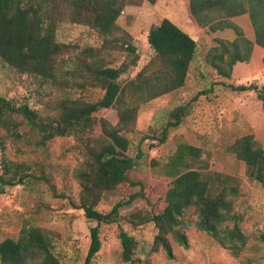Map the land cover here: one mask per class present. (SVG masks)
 Instances as JSON below:
<instances>
[{
    "label": "trees",
    "instance_id": "1",
    "mask_svg": "<svg viewBox=\"0 0 264 264\" xmlns=\"http://www.w3.org/2000/svg\"><path fill=\"white\" fill-rule=\"evenodd\" d=\"M155 0H0V59L19 73L38 78L52 87L100 89L96 101L85 98H63L53 103V112L41 113L26 103L16 104L0 95V130L16 143H27L43 150L54 138L72 137L77 144L80 164L73 171L80 193L75 206L86 219L97 226L90 229L89 247L84 264H91L101 248L100 224L115 223L119 211L134 201L144 199L142 190L132 192L137 184L129 179L136 160L129 152L146 139L166 140L169 128L177 127L187 115L185 106L168 111L169 120L159 132L132 137L139 106L185 85L189 65L197 61V42L164 18L148 29L146 41L152 57L127 82L119 79L138 63L135 48L126 40L116 21L128 5ZM195 22L210 32L232 30L231 42L218 40L207 61L218 75L229 78L232 67L250 59L254 45L264 49V0H187ZM247 14L254 42L244 38L232 19ZM63 23L86 26L102 38L97 49L88 47L80 56H66L69 44L59 41ZM117 32H121L119 36ZM122 49L126 59L109 66L106 51ZM232 91H253L264 110V86L225 85ZM206 91H209L206 90ZM205 92V91H204ZM116 108L118 121L109 124L94 113ZM98 124L101 134L93 136ZM21 128L25 130L21 131ZM229 151L245 165L246 175L257 183L264 182V149L253 135H245L229 146ZM199 150L181 144L165 164L163 177L168 185L151 211H135L125 220L134 226L151 223L156 231L153 251L161 248L171 255L172 239L187 248L181 217L193 207L196 229L210 235L221 247L238 256L246 236L233 213L230 197L238 195L235 178L218 172L193 170L187 157H198ZM29 165L2 159L0 194L6 187L22 185L34 177ZM44 181L47 178H42ZM122 192L110 210L96 206L105 194ZM230 226H229V225ZM120 258L127 264H150L135 255L136 240L120 228ZM0 264H60L51 236L36 226L24 225L18 236L0 241Z\"/></svg>",
    "mask_w": 264,
    "mask_h": 264
},
{
    "label": "rangeland",
    "instance_id": "2",
    "mask_svg": "<svg viewBox=\"0 0 264 264\" xmlns=\"http://www.w3.org/2000/svg\"><path fill=\"white\" fill-rule=\"evenodd\" d=\"M164 18L197 42V61L189 65L182 88L139 106L134 124L137 132L131 135L139 138L143 134L159 132L169 120L168 111L177 106H185L187 115L177 127L168 129L164 143L146 139L139 149L129 152L136 160L128 175L137 184L131 191L142 190L146 201H134L119 211L115 223L98 226L101 248L91 264H127L120 258V228L136 240L135 255L150 264H264V182L250 179L244 163L229 151L234 141L249 134L264 149V110L253 91H232L225 86L263 87L264 49L254 45L250 59L236 63L229 78L222 77L206 58L212 53L211 49L220 45L218 40L231 42L235 39L232 30L210 32L207 27L198 25L189 13L187 0H155L153 4L141 1L126 6L116 21L138 56L137 66L121 76V82L132 79L152 57L146 35L151 26ZM232 21L241 28L244 38L254 42L247 14L234 17ZM120 34L116 33L117 36ZM57 38L69 44L65 55L71 57L82 55L88 47L97 49L102 43L96 31L70 23L62 24ZM105 54L109 66H118L126 59L122 49H111ZM102 93L94 88L52 87L38 78L19 73L0 59V95L16 104L26 103L41 113L53 112V103L59 99L96 101ZM94 116L111 125L118 121L116 108L101 109ZM23 130L25 128H21ZM92 134L94 137L101 134L98 124ZM181 144L199 150L198 157H187L191 169L201 173L218 172L237 181L238 195L230 199L233 213L238 216L239 226L246 236L245 246L238 256L221 247L207 233L196 229L197 217L193 207L181 217L188 247L170 239V256L161 248L153 251L156 231L151 223L134 226L125 220L130 212L151 211L158 206L169 182L163 177L165 164ZM3 158L29 165L28 173L34 177L22 185L6 187L0 194V241L15 239L24 225L36 226L51 236L60 264H84L90 242L89 231L97 223L86 219L83 211L75 207L79 202L80 188L73 171L82 160L76 141L72 137L54 138L43 150H38L28 142H13L0 130V173ZM43 177L47 180L44 181ZM121 194H105L96 209L101 212L110 210L122 199Z\"/></svg>",
    "mask_w": 264,
    "mask_h": 264
}]
</instances>
